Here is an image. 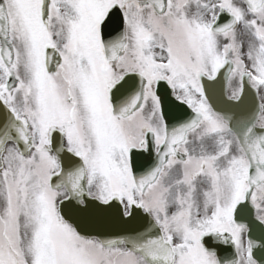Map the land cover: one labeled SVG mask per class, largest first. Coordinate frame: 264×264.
<instances>
[{
    "label": "snow or ice",
    "instance_id": "snow-or-ice-1",
    "mask_svg": "<svg viewBox=\"0 0 264 264\" xmlns=\"http://www.w3.org/2000/svg\"><path fill=\"white\" fill-rule=\"evenodd\" d=\"M0 264H264V0H0Z\"/></svg>",
    "mask_w": 264,
    "mask_h": 264
}]
</instances>
